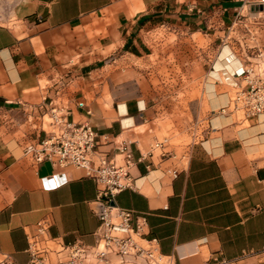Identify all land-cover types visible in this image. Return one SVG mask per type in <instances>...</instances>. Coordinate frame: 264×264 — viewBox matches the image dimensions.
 I'll return each instance as SVG.
<instances>
[{
    "label": "crops",
    "instance_id": "obj_1",
    "mask_svg": "<svg viewBox=\"0 0 264 264\" xmlns=\"http://www.w3.org/2000/svg\"><path fill=\"white\" fill-rule=\"evenodd\" d=\"M262 3L18 0L12 22L0 23V256L28 261L34 235L47 247L53 238L96 243V180L24 154L58 99L119 163L122 141L139 157L167 138L131 167L139 187L123 189L115 202L135 211V223L145 216V236L176 264H264V112L244 119L230 105L246 85L245 67L264 75V25L252 24V7ZM161 28L181 39L168 42ZM200 35L208 42L196 47ZM180 100L176 132L167 119ZM176 136L192 139L179 144ZM97 264L134 263L111 255Z\"/></svg>",
    "mask_w": 264,
    "mask_h": 264
},
{
    "label": "built area",
    "instance_id": "obj_2",
    "mask_svg": "<svg viewBox=\"0 0 264 264\" xmlns=\"http://www.w3.org/2000/svg\"><path fill=\"white\" fill-rule=\"evenodd\" d=\"M264 10H256L252 24L258 28L264 25ZM242 22V20H239ZM248 31L252 25L245 24ZM246 85L239 87L232 97L231 106L244 119L256 117L264 112V75L254 73V67H245ZM40 134L30 139L24 146V154L34 163L49 160L54 166L66 168L73 166L82 169L86 175L93 177L98 184L99 209L97 214L100 224L95 231L96 243L86 244L82 241L66 243L59 239L53 247L41 246L38 238L32 236L28 250L30 259L16 261L9 255L0 256V264H97L110 261L115 255L120 262L132 258L134 264H176L173 254L161 251L157 238H147L143 226L146 218L139 215L140 222H134L135 211L116 204V195L125 188H138L137 178L131 167L138 161L154 154V149L164 148L166 137L151 144L149 151L135 157L130 141H122L118 152L122 162H117L98 149V133L88 122H75L70 118V110L62 101H52L50 109L42 115ZM167 152V151H165ZM150 167V164H148ZM172 172L176 175L177 168ZM49 223L39 222V229L47 232ZM57 253L55 259L46 254ZM227 259L215 258L214 264H224Z\"/></svg>",
    "mask_w": 264,
    "mask_h": 264
},
{
    "label": "rangeland",
    "instance_id": "obj_3",
    "mask_svg": "<svg viewBox=\"0 0 264 264\" xmlns=\"http://www.w3.org/2000/svg\"><path fill=\"white\" fill-rule=\"evenodd\" d=\"M18 0H0V23H11L12 22V15H13V9L15 4L17 3ZM262 15L264 16V12H262ZM159 35L161 36H167L168 42H174L180 40V36L176 35L175 33H171L169 29L167 28H161L159 30ZM208 39L204 38L203 35L195 37V46L198 47V45H203L204 43H207ZM213 43V42H212ZM199 94V89L198 87H195V90L193 92V95H198ZM184 93L180 91V97H183ZM182 99V98H181ZM182 106V101L180 100L179 107H178V113L175 115L173 118H168V127L171 129H175L176 132L177 128L180 126V119L177 120V118H180L181 115H183V107ZM179 121V122H178ZM193 127V125H192ZM165 135H169V133L164 129ZM192 138L191 136H186L184 139L182 137L176 136L173 142L175 143H182L183 141L188 142Z\"/></svg>",
    "mask_w": 264,
    "mask_h": 264
},
{
    "label": "water",
    "instance_id": "obj_4",
    "mask_svg": "<svg viewBox=\"0 0 264 264\" xmlns=\"http://www.w3.org/2000/svg\"><path fill=\"white\" fill-rule=\"evenodd\" d=\"M253 9H261V10H264V3H262V4H255L253 7H252Z\"/></svg>",
    "mask_w": 264,
    "mask_h": 264
}]
</instances>
